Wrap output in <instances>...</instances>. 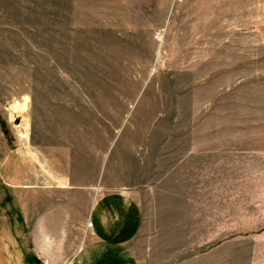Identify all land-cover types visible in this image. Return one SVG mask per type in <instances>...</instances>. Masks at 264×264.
Here are the masks:
<instances>
[{
	"label": "rangeland",
	"instance_id": "374dc122",
	"mask_svg": "<svg viewBox=\"0 0 264 264\" xmlns=\"http://www.w3.org/2000/svg\"><path fill=\"white\" fill-rule=\"evenodd\" d=\"M43 156L141 193L139 264H264V0H0L1 210Z\"/></svg>",
	"mask_w": 264,
	"mask_h": 264
},
{
	"label": "crops",
	"instance_id": "0c3cea01",
	"mask_svg": "<svg viewBox=\"0 0 264 264\" xmlns=\"http://www.w3.org/2000/svg\"><path fill=\"white\" fill-rule=\"evenodd\" d=\"M38 160L10 162L5 175L0 264H139L132 247L144 222L141 193L101 180L99 170L50 172Z\"/></svg>",
	"mask_w": 264,
	"mask_h": 264
}]
</instances>
